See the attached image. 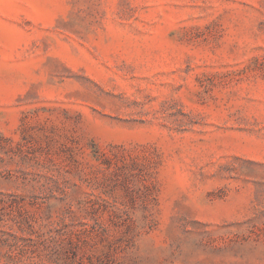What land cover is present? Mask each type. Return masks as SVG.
Returning a JSON list of instances; mask_svg holds the SVG:
<instances>
[{"label":"rangeland","instance_id":"374dc122","mask_svg":"<svg viewBox=\"0 0 264 264\" xmlns=\"http://www.w3.org/2000/svg\"><path fill=\"white\" fill-rule=\"evenodd\" d=\"M0 264H264V0H0Z\"/></svg>","mask_w":264,"mask_h":264}]
</instances>
